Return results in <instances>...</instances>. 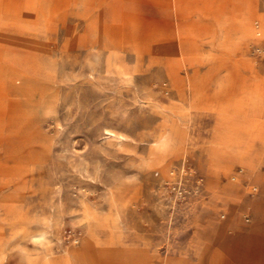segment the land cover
Returning a JSON list of instances; mask_svg holds the SVG:
<instances>
[{"label":"rangeland","instance_id":"obj_1","mask_svg":"<svg viewBox=\"0 0 264 264\" xmlns=\"http://www.w3.org/2000/svg\"><path fill=\"white\" fill-rule=\"evenodd\" d=\"M262 125L264 0H0V264H264Z\"/></svg>","mask_w":264,"mask_h":264},{"label":"crops","instance_id":"obj_2","mask_svg":"<svg viewBox=\"0 0 264 264\" xmlns=\"http://www.w3.org/2000/svg\"><path fill=\"white\" fill-rule=\"evenodd\" d=\"M223 147L224 148L222 149V153L226 156V153H228L229 151L228 149L230 148H228L227 146H223ZM233 148H234L233 160L235 162H238L242 168H246V169L251 168L253 166L252 158L249 155L247 149H243L240 151L237 142ZM244 152L247 153L245 157L243 156Z\"/></svg>","mask_w":264,"mask_h":264},{"label":"bare ground","instance_id":"obj_3","mask_svg":"<svg viewBox=\"0 0 264 264\" xmlns=\"http://www.w3.org/2000/svg\"><path fill=\"white\" fill-rule=\"evenodd\" d=\"M159 139V138H158ZM167 139V138H166ZM169 139V138H168ZM158 142H159V140H158ZM161 142H162V140H161ZM166 142V141H165ZM160 143V142H159ZM161 144V143H160ZM161 150V149H160Z\"/></svg>","mask_w":264,"mask_h":264}]
</instances>
